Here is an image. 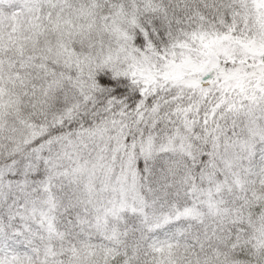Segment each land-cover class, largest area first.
Masks as SVG:
<instances>
[{
  "label": "snow or ice",
  "instance_id": "snow-or-ice-1",
  "mask_svg": "<svg viewBox=\"0 0 264 264\" xmlns=\"http://www.w3.org/2000/svg\"><path fill=\"white\" fill-rule=\"evenodd\" d=\"M0 264H264V0H0Z\"/></svg>",
  "mask_w": 264,
  "mask_h": 264
}]
</instances>
